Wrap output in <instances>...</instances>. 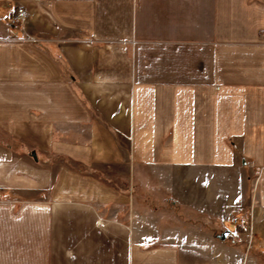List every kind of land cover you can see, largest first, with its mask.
Segmentation results:
<instances>
[{"label":"crops","instance_id":"1","mask_svg":"<svg viewBox=\"0 0 264 264\" xmlns=\"http://www.w3.org/2000/svg\"><path fill=\"white\" fill-rule=\"evenodd\" d=\"M232 218L263 248L264 0H0V264H223Z\"/></svg>","mask_w":264,"mask_h":264},{"label":"rangeland","instance_id":"2","mask_svg":"<svg viewBox=\"0 0 264 264\" xmlns=\"http://www.w3.org/2000/svg\"><path fill=\"white\" fill-rule=\"evenodd\" d=\"M7 142H10L9 138H2ZM231 223L227 224V227L231 228L235 232L233 238H229L226 241L232 250H230L229 260H223L220 263L235 264L239 261L243 253L249 255L248 264H264V246L263 248L254 247L253 240V219L247 218H232ZM218 236L221 235L222 227L218 229ZM253 245V246H252Z\"/></svg>","mask_w":264,"mask_h":264},{"label":"built area","instance_id":"3","mask_svg":"<svg viewBox=\"0 0 264 264\" xmlns=\"http://www.w3.org/2000/svg\"><path fill=\"white\" fill-rule=\"evenodd\" d=\"M28 16V10L25 7H19L15 14L11 18V23L13 25L24 21V19Z\"/></svg>","mask_w":264,"mask_h":264}]
</instances>
